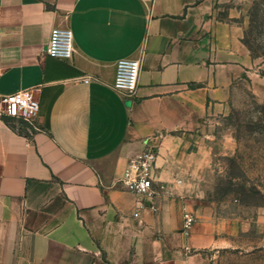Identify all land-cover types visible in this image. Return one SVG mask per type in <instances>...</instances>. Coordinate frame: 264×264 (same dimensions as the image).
Listing matches in <instances>:
<instances>
[{"label":"crops","instance_id":"obj_1","mask_svg":"<svg viewBox=\"0 0 264 264\" xmlns=\"http://www.w3.org/2000/svg\"><path fill=\"white\" fill-rule=\"evenodd\" d=\"M232 1L0 0V95L41 105L32 134L0 120V264H212L228 246V225L190 198L188 164L208 117L260 78ZM54 28L73 32L72 60L46 55ZM125 58L141 60L130 99L113 88ZM150 146L171 191L157 212L118 182Z\"/></svg>","mask_w":264,"mask_h":264},{"label":"rangeland","instance_id":"obj_2","mask_svg":"<svg viewBox=\"0 0 264 264\" xmlns=\"http://www.w3.org/2000/svg\"><path fill=\"white\" fill-rule=\"evenodd\" d=\"M224 14L260 78L239 87L230 109L198 132L188 164L198 193L190 198L229 227L228 246L212 252V264H264V0H233Z\"/></svg>","mask_w":264,"mask_h":264},{"label":"built area","instance_id":"obj_3","mask_svg":"<svg viewBox=\"0 0 264 264\" xmlns=\"http://www.w3.org/2000/svg\"><path fill=\"white\" fill-rule=\"evenodd\" d=\"M75 53L74 34L70 29L54 28L47 46L46 55L54 59L72 60ZM141 73L140 59H120L117 63L116 77L113 88L130 99L137 92ZM41 112L39 99L33 90L21 91L11 95H0V120L10 119L26 124L30 133L38 130L37 122ZM156 147H148L137 157L131 159L119 183L130 193L141 200L139 209L149 208L154 212L159 210L157 199L162 195L171 194L167 183L161 181L156 173L159 159ZM147 200L151 202L148 203ZM135 217L140 216L138 210ZM196 222V216L190 212L184 213V232L190 234Z\"/></svg>","mask_w":264,"mask_h":264},{"label":"water","instance_id":"obj_4","mask_svg":"<svg viewBox=\"0 0 264 264\" xmlns=\"http://www.w3.org/2000/svg\"><path fill=\"white\" fill-rule=\"evenodd\" d=\"M131 104H132V101H131V100H128V101L126 102V106H127V107H130Z\"/></svg>","mask_w":264,"mask_h":264}]
</instances>
